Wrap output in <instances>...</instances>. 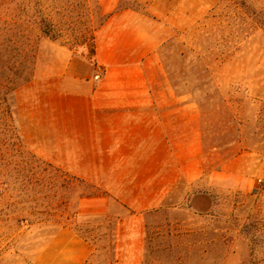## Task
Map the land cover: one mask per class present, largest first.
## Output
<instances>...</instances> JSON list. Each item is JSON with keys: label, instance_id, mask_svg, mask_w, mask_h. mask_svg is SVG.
I'll use <instances>...</instances> for the list:
<instances>
[{"label": "rangeland", "instance_id": "rangeland-1", "mask_svg": "<svg viewBox=\"0 0 264 264\" xmlns=\"http://www.w3.org/2000/svg\"><path fill=\"white\" fill-rule=\"evenodd\" d=\"M211 2H197L188 25L161 45L157 69L175 93L196 100L206 171L193 196L145 214L140 261L129 263L117 258L116 217L127 213L117 202L79 200L100 194L85 181L58 180L51 190L48 174L27 189L17 170L30 161L22 150L49 162L40 148L46 91L58 88L66 64H94L92 38L104 16L96 0H0V172L8 161L0 264H63L79 242L91 251L72 264H107L109 244L113 264H264V0ZM67 198L79 215L56 227L47 214ZM103 202L109 209L100 212Z\"/></svg>", "mask_w": 264, "mask_h": 264}, {"label": "crops", "instance_id": "crops-1", "mask_svg": "<svg viewBox=\"0 0 264 264\" xmlns=\"http://www.w3.org/2000/svg\"><path fill=\"white\" fill-rule=\"evenodd\" d=\"M104 16L93 35V63H68L46 91L43 157L100 190L127 213L116 217L119 262L140 261L145 214L196 193L205 174L201 112L194 96L157 78L159 49L188 25L197 2L96 0ZM37 148V149H40ZM40 149V150H41ZM103 202L98 211H107ZM63 264L87 257L85 242Z\"/></svg>", "mask_w": 264, "mask_h": 264}, {"label": "trees", "instance_id": "trees-1", "mask_svg": "<svg viewBox=\"0 0 264 264\" xmlns=\"http://www.w3.org/2000/svg\"><path fill=\"white\" fill-rule=\"evenodd\" d=\"M264 27V20H261L260 22ZM93 41V38H92ZM93 46V45H92ZM22 154L26 155L30 161L26 163L25 165L21 166L19 169V173H23V176H25V181L23 183L25 184V187L34 189L36 185L41 183L43 180V177L48 174L49 180H50V189L53 190V188L57 185L58 180H61L60 187H67L70 184H73L75 181L78 182H84L83 179L69 174L67 171L63 170L61 167L54 166L50 162L44 161L41 158L37 157L35 154H33L30 151H21ZM30 162V163H29ZM3 173H8V161L3 163V172H0V174L3 175ZM3 184H6V182H3ZM92 194H85V195H79V200L83 197L91 196ZM55 194H52V200H54ZM57 207V208H56ZM61 207V208H60ZM37 212H33L31 214H27L20 218L19 220L21 222L28 221L30 217L37 216ZM79 215L78 209L71 210L69 208L68 198L65 200H61L55 205V208L47 214V217H49V220L51 221L52 225H55L56 227L65 225L70 219L75 221L76 217ZM78 232V230H77ZM80 236H84L82 233L78 232ZM103 250L105 251V255L107 256V264H113L115 262L113 249V245L108 246H102Z\"/></svg>", "mask_w": 264, "mask_h": 264}]
</instances>
